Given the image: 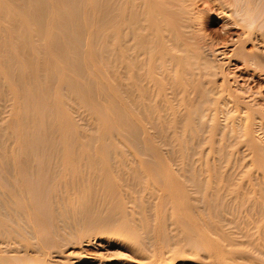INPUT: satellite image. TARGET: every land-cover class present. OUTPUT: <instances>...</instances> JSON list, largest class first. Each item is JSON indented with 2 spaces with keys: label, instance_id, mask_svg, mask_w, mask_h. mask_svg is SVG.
I'll list each match as a JSON object with an SVG mask.
<instances>
[{
  "label": "bare ground",
  "instance_id": "1",
  "mask_svg": "<svg viewBox=\"0 0 264 264\" xmlns=\"http://www.w3.org/2000/svg\"><path fill=\"white\" fill-rule=\"evenodd\" d=\"M222 8L0 0V264L99 225L162 264H264V36Z\"/></svg>",
  "mask_w": 264,
  "mask_h": 264
},
{
  "label": "rangeland",
  "instance_id": "2",
  "mask_svg": "<svg viewBox=\"0 0 264 264\" xmlns=\"http://www.w3.org/2000/svg\"><path fill=\"white\" fill-rule=\"evenodd\" d=\"M206 27H207V31H209L210 33L219 32V26L216 24H209ZM247 48L249 49L250 47ZM230 68L232 69L233 67ZM146 191H150V190L149 189L147 190V188L144 187V191L141 194L144 193L147 194ZM107 228H108L107 226L99 225L98 228L96 227L97 230L96 231L95 228L92 226H89V228L88 226L83 227L82 230L80 231L81 233L78 234L80 236L83 235L82 236L83 241L81 243L75 242V244L71 243L67 246H62L59 244V247L58 245H56L55 247H53L54 249L52 248L53 251L52 249H50L52 252L50 250L47 251L49 254L44 257L45 260L44 263L45 264H51V263L52 264H158L160 262L159 260L153 261L151 258L148 259V256H146L147 253H145V251L138 249V245L141 244L142 242L140 235L139 237L137 236L130 238L129 235H126L122 230L120 231L119 228L118 230L113 227L112 229L111 226L110 228H108V230ZM117 233H120V235ZM200 234H202V232H200ZM156 237L158 236H155L154 234L153 235L154 240L152 239V242L150 244L151 247H149L150 249L148 250H153L155 253H158L160 251L159 248L162 246L161 244L162 239ZM158 239L161 241V243ZM144 243L147 242L144 240ZM38 258L41 259L42 257L38 256L37 259ZM198 259L199 258L178 257L171 263L170 262L168 263L169 264L172 263L173 264H203L202 260L200 259L198 260ZM27 262L29 264H36V263H30L29 261ZM27 262L24 264H28ZM40 262L41 261L37 262V264H39ZM40 264H42V262ZM160 264H162V262H160Z\"/></svg>",
  "mask_w": 264,
  "mask_h": 264
},
{
  "label": "clouds",
  "instance_id": "3",
  "mask_svg": "<svg viewBox=\"0 0 264 264\" xmlns=\"http://www.w3.org/2000/svg\"><path fill=\"white\" fill-rule=\"evenodd\" d=\"M215 3L221 4V15L227 13V19L239 24L244 31L254 36L259 33L264 36V0H215Z\"/></svg>",
  "mask_w": 264,
  "mask_h": 264
}]
</instances>
